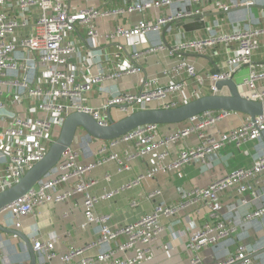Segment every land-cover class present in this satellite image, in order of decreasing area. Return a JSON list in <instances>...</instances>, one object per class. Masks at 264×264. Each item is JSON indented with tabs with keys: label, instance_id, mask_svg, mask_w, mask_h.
I'll use <instances>...</instances> for the list:
<instances>
[{
	"label": "built area",
	"instance_id": "1",
	"mask_svg": "<svg viewBox=\"0 0 264 264\" xmlns=\"http://www.w3.org/2000/svg\"><path fill=\"white\" fill-rule=\"evenodd\" d=\"M63 1V2H62ZM108 3L115 0H94ZM148 0L136 1L112 10L86 7L74 10L66 0H0V193L15 185L35 164L43 159L50 146L58 138L65 119L75 112L92 115L100 124L108 125L105 111L117 107L124 116L137 111L153 108L159 103V109H171L180 105L168 100L170 96H178L185 89L189 79H203L198 75L195 66L181 62L173 70L172 82L159 85L156 81H148L140 93L119 92L112 95L107 103L100 108L88 107L84 104L85 97L105 80H116L123 75L140 72L137 65L112 72L100 70L98 75L81 78L80 62L84 58L77 48L75 40H68L80 28H87V36L91 40L104 39L109 42L131 40L135 37L160 33L169 24L193 14H202L191 7L181 9L175 14L160 16L155 20H142L132 26H119L114 31L99 33L94 22L99 18L124 16L131 13H145L150 10L171 8L175 3L190 6L205 0ZM216 7L229 12L232 5L227 0H214ZM256 0L246 1L243 6L255 4ZM191 10V12H189ZM264 29L254 28L219 35L210 34L207 38L178 42L167 47L165 43L150 47L144 52L135 50L133 58L139 60L147 55L169 51L171 56L179 53L194 52L204 54L208 49L222 47L226 49V69L220 73L209 75L213 94L217 93L215 84L219 81L234 78L235 73L244 66L250 67V74L245 85L250 89L249 99L264 101V93L257 92L259 83L264 82V69L253 64L254 54L261 48ZM236 46V48H233ZM234 54H230V50ZM119 57H115V59ZM78 59L79 62H75ZM110 61V59H108ZM185 76V78L183 77ZM246 97V96H245ZM182 105V104H181ZM229 113L208 112L201 120H190L185 129L178 130L168 136L159 137L160 125H147L127 133L118 140L109 141L108 146L100 149L101 160L93 165H83L79 154L72 148L63 156L60 164L44 178L36 188L17 202L8 206L3 212H9L16 220V228L21 229L22 219L34 215L38 206L52 202L62 203L76 194H84V211L86 223L100 227L99 238L82 249H72L60 257L59 264H142V259L151 253V246L164 230L163 219L178 220L182 212L190 207L205 206L209 209V221L200 226L189 239L187 248L190 253V264H207L203 251L218 245L231 237L235 226L223 217V206L220 196L234 190L243 196L253 188L258 176L264 175V153L252 167L240 169L215 179L207 188H195L182 195L177 204L158 205L149 214L138 220L118 228L111 225L112 217L97 212V205L102 200L112 199L117 191L107 192L103 196H95L90 189L95 181L86 180L85 175L95 167L108 162H115L120 171L130 169L133 161L156 154L158 164L147 176L152 177L159 171L167 172L195 162L206 163L209 157L227 144L241 145L247 141H258L264 134V116L255 120L249 118L242 126L225 133L208 135L203 132L205 127L216 123L221 115ZM197 134L200 144L180 152L169 165L161 166L169 158V147L180 140ZM125 145L122 155L112 152L118 145ZM77 179V184L68 191L59 188ZM110 181V177H107ZM264 184V180H263ZM153 189L149 198L159 194ZM247 201L244 200V204ZM198 214L200 212L198 211ZM264 214V207L248 214L245 221H250ZM120 236L126 242L113 248L101 250L97 256H85L92 249L105 248ZM142 246L132 258L120 257L119 254ZM34 250L38 258L37 264H54L58 257L54 242L35 239ZM3 256L0 251V264ZM214 264H253L249 257V249L240 243L236 253Z\"/></svg>",
	"mask_w": 264,
	"mask_h": 264
},
{
	"label": "crops",
	"instance_id": "2",
	"mask_svg": "<svg viewBox=\"0 0 264 264\" xmlns=\"http://www.w3.org/2000/svg\"><path fill=\"white\" fill-rule=\"evenodd\" d=\"M72 4L74 10L86 7L112 10L124 7L136 1L145 0H115L108 3L95 2L94 0H66ZM148 1V0H146ZM188 1V0H187ZM186 1V2H187ZM247 0H227L232 5L229 12L219 10L214 0H205L202 3L190 6V3H175L171 8L150 10L143 14L131 13L124 16H112L99 18L94 22V27L99 33L114 31L119 26H132L142 20H155L160 16L175 14L181 9L192 8L199 10L206 18L207 28L205 30L187 33L175 25L170 27L164 37V30L160 33H151L147 36L135 37L133 40H119L109 42L104 39L91 40L87 36V28H80L75 34L69 35L68 40H75L77 48L84 60L80 62L81 78L88 79L98 75L100 70L112 72L123 70L127 67L137 65L140 72L123 75L116 80H105L96 86L84 99V104L92 108H100L107 103L108 99L119 92L140 93L148 81H156L159 85H167L172 82L173 70L181 62L195 66L202 82L197 78L189 79L186 89L178 96H170L168 100L185 104L199 97L211 95L212 83L209 75L215 73L212 64L215 63L220 71L226 69L227 51L222 47L208 49L204 54L194 52L179 53L174 57L165 50L154 55H147L136 60L133 54L136 51L144 52L150 47L165 44L168 48L178 42L192 41L207 38L211 33L219 35L222 33H233L245 29H264V0H256L255 4L243 6ZM251 2V0H248ZM261 48L253 56V64L256 68L264 69V37L261 38ZM233 48H236L234 46ZM235 49L230 50L233 55ZM196 55H203L201 56ZM119 59H115V57ZM110 59V61H108ZM75 62H79L75 59ZM250 74V67L244 66L235 73L234 80L238 84L241 93L249 97L250 89L245 85V80ZM185 78V76H183ZM258 93H264V82L257 86ZM221 94H228L224 89ZM159 103H154L153 108H158ZM105 115L109 120L108 110ZM112 118L117 121L124 116L117 107L111 110ZM221 119L203 129L208 135L225 133L231 129L242 126L249 119L241 113H229L221 115ZM199 121L185 122L179 125L160 126L159 137L168 136L178 130L185 129L190 124ZM200 144L197 134L169 147L170 156L161 166L171 164L185 149L196 147ZM109 142H103L89 137L83 130H79L72 149L79 154V161L83 165H93L101 160L100 149L108 146ZM125 145L120 144L112 152L122 155ZM264 153V134L258 141H247L241 145L236 143L227 144L219 151L214 152L206 163L195 162L186 164L176 170L167 172L159 171L152 177L147 176L151 169L156 168L159 163L156 154L148 155L140 160L133 161L130 169L120 171L115 162H108L95 167L85 175L86 180L95 181L90 193L95 196H103L107 192L117 191L110 200H102L97 205L99 214L112 217L111 225L118 228L128 225L140 217L149 214L158 205H172L181 201L185 192L195 188H207L211 183L227 174L240 169L253 166L255 161ZM110 177V181L106 180ZM73 179L63 184L59 190L68 191L77 184ZM264 175L258 176L252 183L253 188L243 196L237 195L234 190L227 191L220 196L223 206V217L230 220L236 229L234 234L215 246L203 251L207 264H214L226 259L236 253L240 243H245L249 249V257L253 264H264V214L250 221H245L248 214L264 207ZM159 189L160 193L153 198L148 193L153 189ZM244 200L247 202L244 204ZM84 194H76L62 203H44L38 206L34 215L22 219L21 229L16 228V220L9 212L0 214V223L24 233L34 246L35 239L40 241L54 242L57 258L54 264L60 263V257L72 249H82L95 242L100 236V227L90 224L83 228L86 223L84 211ZM198 211L200 214H198ZM206 221H209V209L205 206L190 207L181 213L178 220L163 219V232L159 234L151 246V253L142 259V264H190V253L187 245L190 237ZM125 236H120L108 247L95 248L85 253V256H97L101 250L113 248L126 242ZM138 246L127 253L119 254L120 257L132 258L142 249ZM0 251L3 256L2 264H30L31 256L24 242L13 235L0 232ZM38 263V262H37ZM107 264V263H92Z\"/></svg>",
	"mask_w": 264,
	"mask_h": 264
},
{
	"label": "water",
	"instance_id": "3",
	"mask_svg": "<svg viewBox=\"0 0 264 264\" xmlns=\"http://www.w3.org/2000/svg\"><path fill=\"white\" fill-rule=\"evenodd\" d=\"M261 8L264 10V6ZM207 17L208 15L204 14H193L177 19L164 29V37L173 25L182 28L187 33L205 30L207 28ZM165 44H167L166 40ZM196 56L207 58L203 55ZM212 64L215 73H220L217 65L213 62ZM215 86L217 93L199 97L176 108H150L137 111L117 121L111 116V110L114 107H110L108 109V125L100 124L90 114L84 112L72 113L65 119L58 138L50 146L43 159L22 176L15 185L0 193V214L8 206L31 193L60 164L64 154L72 148L79 130H83L91 138L109 142L118 140L127 133L147 125H179L195 118L201 120L202 116L208 112L241 113L252 120L264 116V101H255L245 97L234 78L219 81ZM224 89L228 90V94H221ZM0 232L19 237L30 253V264H37L38 255L31 240L24 233L3 226L1 223Z\"/></svg>",
	"mask_w": 264,
	"mask_h": 264
},
{
	"label": "rangeland",
	"instance_id": "4",
	"mask_svg": "<svg viewBox=\"0 0 264 264\" xmlns=\"http://www.w3.org/2000/svg\"><path fill=\"white\" fill-rule=\"evenodd\" d=\"M63 2V1H62ZM133 40V39H132Z\"/></svg>",
	"mask_w": 264,
	"mask_h": 264
}]
</instances>
